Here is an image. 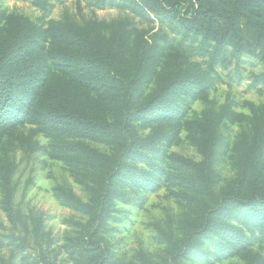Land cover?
<instances>
[{
    "label": "trees",
    "instance_id": "obj_1",
    "mask_svg": "<svg viewBox=\"0 0 264 264\" xmlns=\"http://www.w3.org/2000/svg\"><path fill=\"white\" fill-rule=\"evenodd\" d=\"M52 1L65 0L35 3L48 9ZM90 2L168 21L196 44L206 68L174 72L144 99L140 84L159 50L156 32L128 20L93 26L50 21L44 28L25 16L8 19L0 38V131L35 125L49 141L50 156L70 166L88 191L84 201L71 189H57L63 205L88 217L86 222L72 221L79 228L73 247L79 255L76 264H115L108 241L109 226L119 219L118 204L130 202L137 191L163 186L188 203L191 212L182 218L177 234L164 235L166 256L159 261L143 257V264H189L194 259L209 263L246 253L256 242L264 245V107L252 116L249 133L241 135L238 174L221 193L216 191V163L223 146H230L221 132L232 114L229 110L207 112L198 122L200 161L171 152L191 104L212 87L219 68L227 69L245 56L255 57L264 67V0ZM54 71L84 91L85 102L92 93L101 97L106 113L91 110L90 103L79 106L76 99L81 98L69 104L47 93L49 100L44 101ZM255 82L264 86V68ZM141 126L151 130L143 134ZM14 168L7 163L1 173L0 206L12 224L7 244L25 249L30 226L14 207ZM32 223L38 241L43 221ZM40 246L41 264H59ZM247 264H264V258L248 255Z\"/></svg>",
    "mask_w": 264,
    "mask_h": 264
},
{
    "label": "rangeland",
    "instance_id": "obj_2",
    "mask_svg": "<svg viewBox=\"0 0 264 264\" xmlns=\"http://www.w3.org/2000/svg\"><path fill=\"white\" fill-rule=\"evenodd\" d=\"M25 16L32 22L48 28L50 21L69 20L83 26L128 20L140 29H149L159 37V50L147 64L140 92L149 97L174 72H197L206 68V58L200 56L190 38L176 30L173 24L154 15L139 16L128 9L108 6L99 8L90 0L52 1L48 9L37 6L35 0H0V38L5 36L8 19ZM263 64L253 56H245L240 63L232 62L227 69H218L215 82L206 94L196 99L189 109L184 128L171 152L200 161L198 147V122L207 112L224 109L232 114L221 126L229 147L223 146L216 163V191L221 193L239 171V141L243 133H249L251 118L264 107V86L255 82L263 71ZM54 71L44 89L43 100L91 105V110L106 113V103L92 93L85 102L84 91ZM46 90V91H45ZM47 93L49 96L47 97ZM96 99L99 104L92 102ZM151 127L141 126V133L148 134ZM104 150V146L91 143ZM14 165L12 186L15 189L14 207L21 209L30 226L27 236L29 247L20 249L8 245L7 235L12 224L0 206V264H41V246L50 259L59 264H76L79 255L73 251L78 242L79 228L72 221L86 222L88 217L66 205L57 198V189H71L80 199L87 201L86 188L76 181L73 169L49 154V141L33 124L19 126L10 131H0V200L2 197L1 173L5 164ZM119 219L109 226V245L115 264H143V257L159 261L166 256V233L179 231L184 215L191 212L188 203L179 201L163 186L155 191L140 190L127 203L120 202ZM43 221L42 235L34 238L33 219ZM35 223V222H34ZM21 227V226H20ZM14 230L19 233V230ZM24 234V233H22ZM249 256L264 258V245L256 242L246 253L242 252L226 260L205 263L194 259L189 264H247Z\"/></svg>",
    "mask_w": 264,
    "mask_h": 264
}]
</instances>
